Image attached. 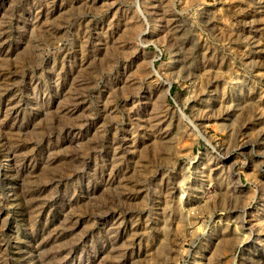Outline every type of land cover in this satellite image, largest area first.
Segmentation results:
<instances>
[{
    "label": "rangeland",
    "instance_id": "rangeland-1",
    "mask_svg": "<svg viewBox=\"0 0 264 264\" xmlns=\"http://www.w3.org/2000/svg\"><path fill=\"white\" fill-rule=\"evenodd\" d=\"M0 264H264V0H0Z\"/></svg>",
    "mask_w": 264,
    "mask_h": 264
}]
</instances>
